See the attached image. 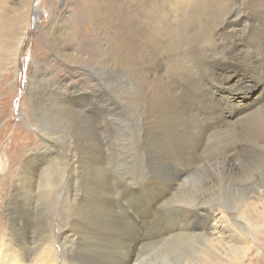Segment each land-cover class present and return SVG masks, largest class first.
Listing matches in <instances>:
<instances>
[{
    "label": "bare ground",
    "instance_id": "1",
    "mask_svg": "<svg viewBox=\"0 0 264 264\" xmlns=\"http://www.w3.org/2000/svg\"><path fill=\"white\" fill-rule=\"evenodd\" d=\"M46 1L49 22L38 27L47 45L75 64L92 48L94 65L70 97L74 112L55 88L46 108L35 106L47 85L33 66L21 119L34 139L12 152L15 139L2 143L11 130L0 133L4 196L10 176L28 190L26 204L34 199V236L7 212L5 263L227 264L228 239L260 241L264 220L250 215L264 210V86L254 90L264 85V0H83L88 28L75 8ZM31 5L0 0V96L6 68L16 77ZM247 87L252 107L228 96L210 105L216 89ZM60 201L57 230L49 218Z\"/></svg>",
    "mask_w": 264,
    "mask_h": 264
},
{
    "label": "rangeland",
    "instance_id": "2",
    "mask_svg": "<svg viewBox=\"0 0 264 264\" xmlns=\"http://www.w3.org/2000/svg\"><path fill=\"white\" fill-rule=\"evenodd\" d=\"M36 1H38V0H32L31 7H32V9L34 8V10L32 12V15L29 18V24H28V27L26 29L24 39L22 41V45L20 47L21 49H20L19 57H18V64L16 67V77H15L14 73H12V75H11V69L9 66L6 68L5 72L3 73V77L1 80L0 133L6 127H8L11 130L7 133L8 136L6 138H2L3 139L2 143L4 145H7L9 140H10L9 138L12 137L13 141L15 139L14 143L10 145L12 152L15 150H18L20 148L25 147L24 142L26 140L32 141L34 139V130H32L30 128V126L27 123L25 124V122L21 119L22 102L25 101V98H26V93H27V90L29 87V82L31 79L32 71L34 70V73H36V71H39V73L43 74V80L47 85V89L44 90V92H43L44 96L42 94V96L40 97L41 99H39V103H37L36 105L34 104L39 109L41 106H43V108H46L44 103L48 102V100H49V95L47 93L52 91L54 88L57 89L60 93L57 91V93L53 96L52 99H57L64 92L68 93L66 95L70 99V97L74 95L73 93L75 92V90H77V88H79V86H81V84H79V82H84L83 80L86 79V77H87L85 70H83V67L84 66L92 67L94 65V61L91 58L95 56V52L91 51L92 48H89L87 51H84V53H86V58L84 61L82 60V64H81V61L79 63L75 64V63H71L69 61L67 62V60L65 61V60H62L61 58L57 57L55 50L53 48H51L49 45H47L46 40L44 39L45 37L40 30L41 27H46L48 22H49L50 12L47 10L48 3L46 0H41V2L38 1V5H37L38 8L37 7L35 8V2ZM139 5L144 7L143 3L139 4ZM145 5H146V7H174V6H172L171 0H149V3L148 4L146 3ZM53 7H54V9H56L55 11H59V9L62 7H66L68 9H74L75 8L76 12L78 13L79 18L83 22H85L84 26L85 27L87 26V22H86L87 17L85 15V12L83 11V7H85L83 0H62V1L54 3ZM235 7H238V6H235ZM35 12H37V14ZM36 20H38V21L36 22ZM37 23H38V25H37ZM86 28H88V27H86ZM77 32L79 35L82 34V31L78 30ZM93 43H94V38L91 37L87 44H93ZM33 66H34V68H33ZM32 68H33V70H31ZM15 79H16V83H15V81H13ZM11 82L14 85L13 88H12ZM227 83L230 84V82H227ZM262 83L263 82H258L257 83L258 85H256L254 90L256 88L257 89L262 88L264 86ZM208 84L212 85L211 82H209V81H208ZM82 85L84 86V90L86 92L85 96L88 98V100H91L93 98V96L88 92L89 86H87L85 84H82ZM247 88L248 89L244 90V92H241L240 90L228 92L225 89H223L222 91L216 89L215 92H218V93L212 92V94L214 96V102L210 103V105L215 106L218 103V105H219L218 108H220V107L222 108V106L224 104H227L226 100H225V96H228L229 102L231 104H233V103L235 104L236 102H240V101H245L248 107H252L251 103L247 102L246 98L250 94L253 93L251 95V97H252L254 95V91L251 92V87H247ZM48 90H49V92H48ZM186 90H189V88H187ZM45 97H47V98H45ZM196 97L197 96H193V98H196ZM230 97H232V100H234L233 102L230 101ZM26 101H27V99H26ZM69 101L71 103L67 102V104H66L67 109L65 108L66 112H68V111L72 112L73 111L71 108V106L73 105V101H72V99H70ZM42 102H43V105L40 104ZM91 102L93 103V106L100 108L101 105H98V103L96 101H91ZM108 102H109V100L104 101V104L107 105ZM257 102L258 103H264L263 101H257ZM27 103L29 104V101H27ZM106 105L103 106L102 111H106V109H105ZM35 106H34V110H35ZM204 107L205 108H203V110H202L203 113H205V111H210V109H213V108H210L209 106H204ZM233 107L235 108L237 106H235V105L231 106V108H233ZM30 109H31V107H30ZM49 111L50 110L48 108L45 110V112H49ZM246 111L247 110L245 109V112ZM121 113H122V107H117L118 117L121 115ZM226 123H227L226 120L221 121V122L216 123L213 127L214 128H220L221 126L222 127L225 126ZM2 139L0 141H2ZM216 162L219 163L220 160L217 159ZM111 163H116V159H113ZM208 173L209 172L207 171V175L206 174L201 175V177H202L201 179H203V180L207 179V177L209 175ZM1 176L5 177V175L0 174V180H1ZM6 182H7V186H6L5 196H4V190H3L4 186L0 181V233L2 231H4L5 221H6V217L8 214L7 212H10V210H11V211H13V213L16 216L17 215L19 216V217L18 216L17 217H18V221L19 220L20 221L18 222V224L16 226L19 227L20 229H23V230L29 232V234L31 236H34V234H33L34 233V222H33L34 221V205H33L34 199H33L32 203L26 204V201L28 200V190H26L22 185L16 186V185L12 184L10 176ZM11 190H12V194L14 195V197L10 196ZM1 198L4 199L3 200V206H2V199ZM119 201L122 203L120 198H119ZM23 204H25V205H23ZM62 204H63V202L60 201L58 206H56V209H54L53 214L51 213L50 218H49V224L52 227H55L56 229L58 228L57 230L61 229L60 227L63 226L62 221H63V219L65 220V218H64L65 213H64V208H62ZM216 204H218V203H216ZM7 206H9L8 209L6 208ZM218 206H219V204L217 205V207ZM36 209L37 208H35V210ZM22 212H24V213H22ZM25 212L27 215L25 214ZM259 212H258V214L251 213L250 217H256L261 221L264 220V210H261L260 213ZM23 214L25 217L23 216ZM152 215H153L152 216L153 218L148 217V219H147L149 222H151L153 219H155L154 218L155 213H153ZM149 216H151V215H149ZM158 221L160 223H164L161 220H158ZM64 230H66V229H64ZM65 232H67V230ZM259 237H260L261 242L260 241H255V242L250 241L249 239H246V238H245L246 240H244L243 237H240V238H243L242 240L240 238L228 239V241H232V244L234 246L231 247V249L228 252V257L230 256L228 260H230L231 262L233 261V262L230 263V261H227V262H229L227 264H235V263L236 264H264V227L262 228L261 234L259 235ZM236 242H237V244H236ZM239 244L241 245V247ZM237 247H239V248H237ZM5 256H6V258H5ZM6 261H7V255H4L1 253V246H0V264H6L5 263Z\"/></svg>",
    "mask_w": 264,
    "mask_h": 264
}]
</instances>
